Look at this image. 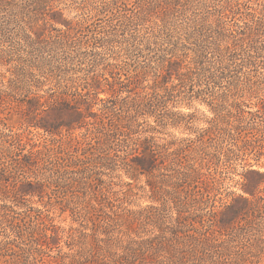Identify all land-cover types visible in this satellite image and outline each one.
<instances>
[{
	"label": "trees",
	"instance_id": "obj_1",
	"mask_svg": "<svg viewBox=\"0 0 264 264\" xmlns=\"http://www.w3.org/2000/svg\"><path fill=\"white\" fill-rule=\"evenodd\" d=\"M62 1L0 0V43L14 23L26 48L72 61H18L1 83L0 196L11 205L0 204V264H260L264 171L244 169L228 194L211 170L247 146L264 155V10L236 31L242 0H111L97 9L113 11L107 24L83 41L84 23L64 19ZM1 56L0 66L13 62ZM122 88L131 90L114 96ZM193 101L210 113L206 127L165 138L193 123L195 112L174 111ZM12 120L50 138L27 148ZM133 189L151 204L129 208ZM35 196L47 214L18 212ZM52 209L77 224L56 257Z\"/></svg>",
	"mask_w": 264,
	"mask_h": 264
},
{
	"label": "rangeland",
	"instance_id": "obj_2",
	"mask_svg": "<svg viewBox=\"0 0 264 264\" xmlns=\"http://www.w3.org/2000/svg\"><path fill=\"white\" fill-rule=\"evenodd\" d=\"M111 0H64L61 3H59V8L62 9L64 16L63 18L69 21H82L84 23V31L83 36L77 34L76 36L81 38V40L85 41L88 40L91 36V31H96L101 28H103L107 24V19L109 15H111L110 9L108 12L105 13V15H98L97 9L99 8L100 2L108 3ZM131 1V0H129ZM129 3V2H128ZM119 6V5H118ZM120 8V7H119ZM96 9V10H94ZM211 9V8H210ZM264 10V0H242V4L239 7V14H235V17L233 18V21L230 23L231 26L233 25V29L236 31H239L237 25L241 23L242 20H244L249 13L253 12H259ZM231 11H234V8H232ZM228 14H230L229 11H227ZM56 31H53L55 34H59V29H63L61 25L56 26ZM5 33V40L4 42L0 43V55L1 60L3 63L7 61V59H12V63H7L4 66H0V89L1 83H5L7 81V78H9V72L7 70H12L15 62H23V63H30V62H36L40 58H48L52 63L56 60L62 61L63 63L72 62L68 58V54L61 53V52H52L45 50L43 53H39L36 51H33L31 49H28L25 47L23 41L21 40V28L19 25H16L14 23H7L6 29L3 31ZM77 46L74 47V51L76 50ZM90 48H82V52H85L87 56H83L85 59H90L88 55V51ZM100 50V49H99ZM74 63V62H73ZM75 65V64H74ZM73 66V65H72ZM42 73V72H41ZM35 73V79L42 81L44 80V77H46L45 73L41 74ZM106 76H108L106 74ZM5 77V78H3ZM48 89H32L33 92H36L38 94H42L43 91ZM131 89H115L114 96L117 95L118 97H124L128 95L129 91ZM103 91V92H102ZM217 93L221 94L222 92H225V89H216ZM111 94V91L105 87V89H100L98 93L99 99H105ZM257 99L251 98L248 100H245L244 105H250L256 103ZM98 101H95V103ZM186 102H181L180 104H176V108L174 111L176 112H183V113H192L195 112V117L193 119V123L188 126H181L180 128L176 129H168L164 137H176V138H184V137H194V132H198L200 129L206 127V120L210 117V113L207 111V108L205 105L200 104L198 102L193 101L191 104V109H187L185 107ZM99 107V103L94 106L93 111H97V108ZM249 107V106H248ZM246 110H250L249 108L245 107ZM252 109L253 106H252ZM8 126L11 128L14 132L22 133V135L29 139L28 143L30 146L27 148H30L32 145H34V148L38 145H41L45 140H48L50 137L49 135H46L41 130H35L32 128H26L24 125H20L18 123H15L13 120L8 121ZM63 134L65 135V131H63ZM224 143L223 146L225 144ZM253 144V143H251ZM256 145V144H253ZM252 146H247L242 148L243 151L241 152H235L234 155L231 156V160H227L224 158V156H221V160L219 162H216V166H214L211 170V173L215 175L220 183L221 187L226 193L228 194H237L240 192L239 186L236 185V180L239 177V173H241L244 169L251 168L254 170H260L264 171V155L260 156V158L257 157V151H251ZM215 172V173H214ZM125 180V179H122ZM136 183L132 184V188H134V185ZM138 186H143V178L141 179L140 183L136 184ZM146 190V189H145ZM134 192H138L137 198L131 200V204L129 208L136 209L138 206H146L150 205V201L146 200V196L149 195L148 191L139 192L133 189ZM142 195V196H141ZM1 196H0V204L5 203L7 205H11V202L5 200L1 202ZM47 202L46 198L40 199L38 197H26L25 200L22 201L20 208H16L17 210L24 211L31 207L33 209H41L43 210V214H47L43 205ZM50 216L53 217L52 224L54 226V229L58 231V235L61 237V242L59 244L58 248L53 249V251L50 253L51 256L56 257L57 255H62L64 253L70 252V250L65 245V233L67 232L68 228L70 226L76 227L77 224L75 222H72V217L70 215L69 211H66L65 213L60 214L58 209H52L50 210ZM63 233V236H62ZM0 239H4L3 237V231L0 230ZM46 263L45 264H53V259L51 258H45ZM264 264V260L260 263Z\"/></svg>",
	"mask_w": 264,
	"mask_h": 264
}]
</instances>
